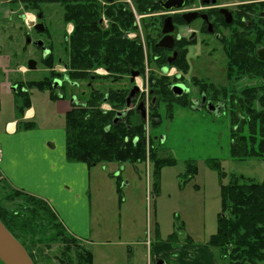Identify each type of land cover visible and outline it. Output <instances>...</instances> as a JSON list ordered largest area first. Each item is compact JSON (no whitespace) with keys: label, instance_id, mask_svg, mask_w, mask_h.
I'll return each instance as SVG.
<instances>
[{"label":"flooded vegetation","instance_id":"flooded-vegetation-1","mask_svg":"<svg viewBox=\"0 0 264 264\" xmlns=\"http://www.w3.org/2000/svg\"><path fill=\"white\" fill-rule=\"evenodd\" d=\"M76 1L89 5L88 13L94 19L88 23L94 24L89 31L96 28L103 33L102 38L92 33L86 54L89 61L92 59V65L81 71L82 79L70 78L69 43L75 24L63 21L62 3L38 0L37 24H42L44 14L62 11L67 58L62 64L51 46L45 47L42 41L34 43L41 50L40 61L47 72L41 81L48 78L50 83L49 89L37 91H46L49 97L52 93L55 99H61L65 98V82L70 86L82 82L88 90L87 99L80 103L71 97V109L86 111V122L95 116L104 120L105 134L124 132V142L130 136L133 148L138 146L140 137L136 133L140 128L146 151L142 163H151L150 130L160 123L161 109L167 114L175 108L206 109L214 114L225 112L232 120L235 116L238 128L241 126L247 132V91L256 88L258 99L253 101L252 108L264 114V101H261L264 97V0H68V3L75 6ZM32 30L39 34L47 32L44 25L42 31ZM93 45L98 48L96 58ZM192 58L203 62L190 63ZM97 78L128 83L100 89L94 86ZM254 81L260 83L254 84ZM242 82L246 84L243 86Z\"/></svg>","mask_w":264,"mask_h":264},{"label":"rangeland","instance_id":"rangeland-1","mask_svg":"<svg viewBox=\"0 0 264 264\" xmlns=\"http://www.w3.org/2000/svg\"><path fill=\"white\" fill-rule=\"evenodd\" d=\"M13 2L15 1L9 3V0H0V12H8L7 17L0 15V58H8L10 64L9 70L4 72L6 79L0 73V81L12 84L14 75H11V71L16 63L27 67L29 61L35 62V70L28 71L26 75L17 73L16 77L24 82L41 81L47 72L40 61L41 50L34 45L36 41H42L45 47L51 46L62 64L67 58L62 11L54 15L52 11L50 15L44 14L41 22L47 32L39 34L29 31L23 22L20 5ZM28 15L26 19L32 20L33 16ZM193 62L203 60L192 58L190 63ZM223 67L225 68V64ZM246 82L241 84L245 85ZM123 83L127 85L128 82L97 78L94 86L106 89L120 87ZM188 84L186 83L187 86ZM25 88L37 113V118L33 120L35 124H63L65 117L63 119L59 115L58 119L54 103L48 102V92L39 93L36 88L33 90V87L28 88L27 85ZM87 91L82 82L71 86L65 82L63 95L68 100L74 97L82 103L87 99ZM3 99L0 120L14 117L15 105L23 107V98L17 89L4 94ZM166 112L164 109L159 110L161 121L150 130L153 152L151 163H102L90 168L88 211L94 237L84 245L93 256V264H104L107 261L111 264H127L131 252H136V248L131 245L124 247L103 244L108 237L113 240L114 230L119 235L116 228L118 223L125 228L130 240L134 235H139L143 241H151L152 245L168 240L171 234H174L173 237L171 235L173 239L180 240L189 236L195 243L202 242L216 233L217 219L221 213V187L231 183L233 177L251 179L256 183L264 180V158L241 161L231 156L232 134L239 125L232 120L230 114L179 108H175L171 116ZM241 134H246L245 129ZM158 160H168L171 163L165 164L155 175V163ZM18 203L19 198L15 197L14 191L0 178V204L14 209ZM121 203L123 213L118 216L117 210ZM83 211L79 204L75 208L77 214L72 213L73 217H77L73 225L79 235V220ZM156 221L160 224L158 232H155ZM46 226L48 231L39 235L41 242L37 239L38 243L33 249V253L37 250L40 254V257L36 256L37 263L66 264L61 254L64 247L61 236L55 234L58 230H52L47 224ZM106 229L108 236L105 235ZM68 233L82 242L81 236ZM115 240L117 239L113 243ZM145 249L142 247L143 252ZM70 255L75 261L74 253ZM136 261L141 264L138 257ZM144 262L146 264V258Z\"/></svg>","mask_w":264,"mask_h":264},{"label":"trees","instance_id":"trees-1","mask_svg":"<svg viewBox=\"0 0 264 264\" xmlns=\"http://www.w3.org/2000/svg\"><path fill=\"white\" fill-rule=\"evenodd\" d=\"M21 6L22 12L37 14L38 0H14ZM63 4V21L74 22L75 27L70 35V60L69 76L73 79H82L81 71L92 65L86 54L89 52L94 32L102 38L100 29L92 30L94 21L92 13H88L89 5L81 4L73 6L68 0H56ZM75 1V0H72ZM35 14V15H36ZM91 32V38L88 35ZM96 43L98 39L96 38ZM89 47L86 48V46ZM95 48L98 57V48ZM94 55V50H93ZM51 64H46L50 66ZM28 88L40 90L49 89L48 78L44 81H32ZM17 90L22 93L20 87ZM258 90L247 91V113L249 123L246 134H241V126L232 134L231 156L236 160L248 158H264V114L252 108L254 100L258 99ZM23 97V95H22ZM51 99H55L50 94ZM264 101V97L261 98ZM86 111L81 108H73L65 114L66 148L65 155L68 161L84 163L90 167L103 162L142 163L146 158L145 142L138 128L136 135L140 137L138 146L133 148L131 137L124 142V132H116L114 135L103 133V123L97 116L86 122ZM169 116L172 113L168 114ZM233 121H236L233 116ZM29 128V125L25 126ZM153 158V157H152ZM171 161H156L155 175L165 164ZM19 198V203L14 209H8L0 204V221L11 235L25 248L33 264H38L36 256L39 251L33 253V249L41 242L39 235L51 229H57L55 234L61 236L63 247V260L66 264H92L91 252L84 248L80 240L70 235L55 213L46 202L36 197L14 192ZM221 213L217 219L216 233L210 236L207 244L216 249L223 264H260L264 262V180L256 183L251 179L233 177L231 183L221 187ZM8 200V197H6ZM52 229V230H53ZM51 231V230H50ZM174 235V234H173ZM172 235V236H173ZM75 255V261L71 257ZM40 257V256H39ZM0 264H2L0 262Z\"/></svg>","mask_w":264,"mask_h":264},{"label":"crops","instance_id":"crops-1","mask_svg":"<svg viewBox=\"0 0 264 264\" xmlns=\"http://www.w3.org/2000/svg\"><path fill=\"white\" fill-rule=\"evenodd\" d=\"M1 14L7 17L8 12L4 14L1 11ZM16 64L11 71L13 72L11 75H14L12 84L0 81V109L3 105L1 103V100H4L3 95L13 92L17 85L22 88V93L26 94H22L23 107L15 105V116L0 120V178L14 192L24 193L46 202L65 230L76 236L79 234L73 224L77 217H73L72 213L77 214L75 208L81 204L84 214L79 220L81 222V235L79 236L85 247L86 241L89 242L94 237L88 211L90 169L84 163L67 160L65 120L62 121L63 124L53 123L51 126L37 125L33 122L37 118V113L28 95L29 92L25 88L32 81L24 82L16 77L17 73L26 75L28 72L26 66ZM9 68L8 58L1 57L0 73L3 74L4 79H6L4 72ZM18 68H22L24 72L18 71ZM47 98L48 102L54 103L58 119L60 116L64 119L65 114L72 108L69 100L66 98L53 100L48 95ZM26 125L30 127L26 128ZM122 206L123 203L118 207V216L123 213ZM99 226L101 228V225ZM159 226L160 224L156 221L155 232H158ZM116 228L119 235L114 230L113 240L108 237L103 244L105 246H134L136 252L129 251L131 256L127 264H137V257L141 260V264H145V258L146 264H223L218 251L207 244L210 236L202 242L195 243L189 236L179 240L171 238L173 235L171 234L168 240L152 245L151 241L148 242L147 239L143 241L139 235H134L130 240L125 233V228L119 223ZM105 235L108 236L107 229ZM114 239L117 240L113 243ZM142 247L146 248L145 252L142 251ZM107 257L110 258V256ZM104 264H111V262L107 261Z\"/></svg>","mask_w":264,"mask_h":264},{"label":"water","instance_id":"water-1","mask_svg":"<svg viewBox=\"0 0 264 264\" xmlns=\"http://www.w3.org/2000/svg\"><path fill=\"white\" fill-rule=\"evenodd\" d=\"M29 27L42 31V24H29ZM36 45V43H35ZM41 45V44H38ZM41 48V47H40ZM43 49V48H41ZM45 51V49H43ZM47 53V52H46ZM46 56L45 54H43ZM35 63L33 61L28 62V69L33 70ZM178 86L176 87V93H178ZM135 90L132 91V93ZM127 106L129 105V98L127 99ZM0 262L2 264H33L25 248L11 235L6 227L0 221Z\"/></svg>","mask_w":264,"mask_h":264}]
</instances>
